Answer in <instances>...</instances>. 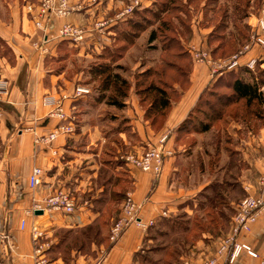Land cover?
I'll list each match as a JSON object with an SVG mask.
<instances>
[{"label":"crops","instance_id":"crops-1","mask_svg":"<svg viewBox=\"0 0 264 264\" xmlns=\"http://www.w3.org/2000/svg\"><path fill=\"white\" fill-rule=\"evenodd\" d=\"M156 1L153 0L152 5ZM131 2L69 0L76 12L68 18L53 20L49 26L50 36H55L65 24H70L86 32L85 41L73 43L51 37L45 55L32 47L43 32L36 29L26 12L12 8L9 23H0V38L11 48L16 60L14 65H10L0 58V75L8 83L7 94L3 96V105H0L1 264H37L31 238L33 225H38L45 232L40 243L45 247L42 259L46 264H137L146 243L152 239L150 233L154 232V227L181 213L194 215L198 198L211 187L210 183H202L205 179L196 183L198 186L195 185V171L188 176L187 186L180 183L183 172L181 164L192 159V153L198 152V146L180 145L178 130L216 80L211 78L206 65L196 63L192 57L193 50L211 52L216 49V46L210 45L217 28L212 21L214 12L208 11L207 0L201 4L199 11L188 4V0H183L189 16L186 13H180V16L187 20L189 35L185 40L179 33V42L191 59L186 77L188 85L186 89L178 84L173 85L180 97L172 102L163 127L156 131L145 119L137 95V76L158 66L164 55L160 43L151 41L156 27L131 36V45L120 56L117 54L113 64L110 60V56L118 51L119 37L127 33V20H118L117 16ZM248 16L254 15L247 12L245 19L250 21ZM174 21L183 27L177 19ZM147 47L156 52L149 53ZM260 52L254 50L245 60L259 58ZM101 64H110L114 73L129 83L130 89L122 101L123 107L107 102L106 95L109 96L111 91L97 90L93 75L95 68ZM78 87L88 89L89 93L75 100L73 94ZM61 96L69 98L63 102V109L74 126V132L60 136L51 146L38 144L37 139L47 137L59 125L68 123L51 118V108L43 104L45 98ZM233 127V150L239 165V172L233 180L241 193L231 205L237 208L248 196L264 194L258 186V179L264 172V124L255 130L249 127L244 129L240 124ZM165 132H169L165 148L172 151L173 156L165 160L160 177L155 178L119 163H105L108 158L109 161L116 156L118 159L123 152L141 154L150 145L159 146ZM197 136L201 138L202 134ZM111 148L115 152L110 157L108 153ZM37 167L44 171V175L33 191L29 188V177ZM105 174L114 183L119 181V188H115L110 180L104 183ZM111 189H118L124 199L130 193L134 201L142 206V222H154V226L147 233L132 226L116 244H93L86 252L72 250L69 255H62L58 247V234L92 225L100 218L101 201L110 195ZM59 191H67L76 198L78 207L74 214L31 213L35 203H41ZM24 221L26 228L22 230ZM230 231L221 237L210 232L203 233L196 243L189 246L184 264H202L215 256L220 239ZM238 240L251 245L264 259V217L253 226L251 232L242 234ZM260 261L244 255L235 264H260ZM218 264H224V259H220Z\"/></svg>","mask_w":264,"mask_h":264},{"label":"trees","instance_id":"trees-1","mask_svg":"<svg viewBox=\"0 0 264 264\" xmlns=\"http://www.w3.org/2000/svg\"><path fill=\"white\" fill-rule=\"evenodd\" d=\"M194 1L196 0H188V4L197 7L195 3H193ZM217 5L218 0H215L211 4L206 3L208 11L213 10L215 15L216 11L218 10ZM180 13H186L189 16V10L187 8V5L185 6V4H183V0H157L156 3L151 5L150 7L135 11L130 17L126 19L127 21L125 29L127 33H123L121 34V37H119L120 44L118 47V51H116L115 55L110 56V60L113 64V62L116 61L117 56H120L131 45V36H137L143 31H146L151 27L157 25L151 35V41H157L160 43L164 55L161 58V62L158 66L147 70L142 75L137 76V95L140 98L142 108L145 112V119L154 130L164 125L165 120L171 110L172 102L177 101L180 97L179 91H175L173 89V85H181L180 83L174 81L173 78L177 77L179 82L181 81V78H184L186 80V85L185 87H181L182 89H186L188 85L186 77L187 72L191 67V59L189 54L182 48L179 42V31L172 22V20L177 19L184 27L188 24L187 21H185L180 16ZM246 14H243V11H241L238 7H235L232 10L231 17L234 16L236 18V21L239 22L237 23L235 21L236 24L234 26L236 28L239 26L243 27L246 32H248V34L246 35V33L242 32L240 28L235 32L234 36H230V41L227 40L226 34L221 31L223 29H228V26L224 23L217 24L216 31L213 34V38H211L210 40V45L216 46V49L210 52V55L213 58H228L231 56L230 54H228V48L237 45L241 48L249 41L250 29L248 26L242 23V21L246 18ZM235 27L234 30H236ZM235 52H237V50ZM262 65H264V62H258V65L254 72L242 68L238 71L229 72L224 76L216 79L213 87L209 91H207L205 95L202 96L193 114L179 128V134L181 135L189 132L188 124H191L192 117L203 102L204 97L208 93H212L215 89H217L218 86L222 84H226L227 88L232 91V103H245L247 107H250L253 104L257 103L259 106L264 107V69L259 70V67ZM256 72L257 75L255 74ZM93 77V81L98 85V91H111V94L109 96L106 95L107 102L111 105L123 107L122 101L128 96L130 89L129 83L126 80L122 79L118 74H115L110 64H101L97 68H95V75H93ZM171 94H173L174 97L176 96V99L172 98ZM261 117L264 120V117ZM221 119L222 117H219L218 119H216V121H220ZM263 124L259 125V128ZM211 125V123L204 124L202 129L199 130V133L210 131V129L212 128ZM228 151L229 150H226V152ZM114 152L115 151L111 148L108 155L111 157L113 156ZM230 156L238 161V159L235 157L234 150H230ZM105 163L115 165V162H113V160H108V162L106 160ZM232 177L234 178V176ZM108 180H110V182H113L112 185H114L115 188L118 187L117 185H119V181H116L114 183L113 179L108 174L103 175V182L109 183ZM229 185L228 188L230 189V191L240 195L241 192L239 188H237V184L234 182V180H232L231 184ZM200 198H203V196L201 195ZM210 200L211 199L206 198V201ZM118 201H124L123 194L120 193L118 189H111L110 195L105 196L101 201L100 218H98L92 225L78 230L61 231L58 235V247L62 255L67 256L72 250L86 252L93 244L107 245L109 239L108 236L106 238H102L99 241L102 232L101 228L97 227V224H99L103 219L106 208ZM225 203L229 204L226 208L228 210H231V202H227L225 196L224 198L220 196L215 199V204L217 206L222 207ZM199 208L200 211H203V215L199 218L200 226L198 225L199 227L197 226L196 228L199 234L198 236L195 235L197 237L194 238V241L191 240V245L196 243V241L199 240L203 233L210 232L213 234H218V232L220 231L212 230L215 227L217 219L221 221L223 219H228L229 225L230 223H232L233 219L231 215L226 216V214L220 212V210H212L211 213L206 214V211L203 210L204 207L202 205H200ZM208 223L211 227H207L209 225ZM216 228H218L217 225ZM228 230L230 231V229ZM191 232L194 231L187 229L184 235L189 236Z\"/></svg>","mask_w":264,"mask_h":264},{"label":"rangeland","instance_id":"rangeland-1","mask_svg":"<svg viewBox=\"0 0 264 264\" xmlns=\"http://www.w3.org/2000/svg\"><path fill=\"white\" fill-rule=\"evenodd\" d=\"M40 1L41 0H0V23H9L11 19V11L15 7L17 11L20 10L21 13L26 12V14L32 18V21L34 23L35 20L33 18V15L28 13V7L34 6L35 8H38V6L40 5ZM204 1L205 0H196L193 2L197 6L196 11H199V8ZM214 1L215 0H207V3L211 4ZM235 7L240 8V10L243 11V14H246L247 12L252 13L254 16H248L250 19L251 17L258 18L261 15L262 10L264 9V0H218V10L216 11V15H212V21L213 25L215 26L222 23L228 26V29L221 30L226 34L228 41L231 40L230 36H234L235 32L240 28L242 32H245L246 35L248 34V32H246L243 27L239 26L236 28L234 26L236 24V18L234 16L231 17V14L232 10ZM184 20L187 21L186 19ZM172 22L174 26L177 27L180 35L186 40L189 35V31L187 32L186 26L179 27L174 20H172ZM242 23L249 27L251 36V22L244 19ZM154 27H157V25ZM234 27L236 28V30H234ZM35 43H33L32 45L34 49ZM150 49L152 48L147 47L149 53L154 54L156 52L151 51ZM241 49L242 47L240 48L237 45L228 48L227 51L228 54L231 55L230 57H232ZM236 50L237 52H235ZM38 52H40V50H38ZM208 53L210 54V52ZM0 58L5 59L10 65H14L16 61L11 48L1 38ZM212 59L224 60L215 59L213 57ZM259 62H264V53L262 52H260ZM259 68V70H262L264 69V66L262 65ZM255 74L257 75V72ZM173 80L180 83L181 87H185L186 85V80L184 78H181L180 82L177 77L173 78ZM171 95L172 98L176 99V96L174 97L173 94ZM232 96V91L227 88L226 84H222L218 86L217 89H215L212 93H208L204 97L203 102L201 103L197 111L194 113L191 124H188L189 132L180 135V145L186 147L198 146V152L196 154L192 153V159L184 161L181 164V166L183 167V172L180 183L182 184V186H187L188 176L191 174V172L195 171L196 180L194 184L197 185L200 181H204L205 179V181L202 183H210V189H208V191H204L201 194L203 198H198V207L194 215L185 216V214L181 213L180 215L178 214L177 216L169 219L164 224H160V226L154 227V232L150 233L152 239L150 242L146 243L144 253L139 258H137V264H184V257L188 253L189 246L191 245V240L194 241V238L199 234L196 228L198 225L200 226L199 218L203 215V211H200L199 208L200 205L204 207L203 210L206 211V214L211 213L212 210H220V212L225 213L226 216L231 215L232 218L234 217L236 208L233 205L230 204L231 210H228L226 208L229 205L228 203H225L222 207L215 204V199L220 196L222 198H224L225 196L227 202L229 203L240 197L239 194L233 193L228 188L230 186L229 184H231V181L233 180L232 176H235V173L239 172L238 161L230 156V150H233V143L231 141L233 131L235 130L233 126H235L236 124H240V126L244 129H246L247 127L254 130L259 129V125L264 123V120L261 117H264V107L259 106L257 103L253 104L250 107H247L245 103H232ZM0 105H3L2 100L0 101ZM2 114H4L3 110ZM219 117H222V119L220 121H216V119H218ZM209 123L212 124V128L210 129V131L199 133V130L202 129L203 125ZM162 127L156 128V131H159ZM197 134H202V137L199 138ZM226 150H229V153L226 152ZM0 152L1 156L2 150ZM122 154L127 155L133 153L123 152L119 154L118 159L116 156L112 158V160L113 162H115V164L119 163L120 165L127 166L123 161L120 160V156ZM199 172L202 173L199 174ZM202 175L204 176L202 177ZM206 198L211 200L206 201ZM122 205L123 202L121 201L120 204H111L106 208L103 219L99 224H97V227H100L102 232L99 241L102 238L110 236L112 226L120 218ZM216 225L218 226V228H216ZM229 226L230 225L228 223V219H223L222 221L217 219L215 227L212 230L220 231L218 232L217 236L221 237L222 235H225L229 232ZM207 227H211L210 224ZM187 229H190L194 232H191L189 236L184 235ZM220 240H222V238ZM108 244H111L109 239ZM108 244L106 246H108Z\"/></svg>","mask_w":264,"mask_h":264},{"label":"built area","instance_id":"built-area-1","mask_svg":"<svg viewBox=\"0 0 264 264\" xmlns=\"http://www.w3.org/2000/svg\"><path fill=\"white\" fill-rule=\"evenodd\" d=\"M153 0H132L131 4L124 8L117 16L118 20H125L130 17L135 11L150 7ZM76 12V8L71 6L69 0H41L38 8L34 6L28 7V13L33 15L35 27L43 32L40 40L34 44L35 49L40 50L41 54L48 53L47 45L51 37L55 40H68L73 43H82L85 41L86 32L76 26L65 24L62 26L55 36H50V23L55 19H64ZM250 27L252 33L247 44L232 57L224 60H213L206 50H193V60L198 64L206 65L210 70V75L213 80L224 76L229 72L238 71L242 68L254 72L259 58L252 57L247 60L245 58L254 50H260L264 53V9L261 15L251 17ZM8 83L0 75V101L7 94ZM89 90L84 87H78L73 99H81ZM68 96L60 98H45L44 106L51 108L50 117L55 118L60 122H68L59 125L47 137L37 139V143H42L51 146L60 136H67L74 132V126L70 118L65 114L63 102L68 100ZM169 139V132H165L161 137L159 146L150 145L141 154H122L120 160L128 167L134 168L142 173L149 174L158 178L161 176L164 168V163L167 158L173 156V152L165 148V144ZM57 155L56 152H54ZM264 160V151L262 154ZM44 175L41 168H34L29 177V188L35 190L40 179ZM258 186L264 191V172L258 179ZM76 198L67 191H59L50 196L41 203H35L32 214L39 212H58L64 215H72L77 211ZM142 206L134 201L132 195H126L120 218L112 226L109 240L111 244H116L125 232L132 226H137L147 233L153 226L154 222L144 223L140 219ZM166 217V214H163ZM264 217V194L259 197L248 196L236 208L235 215L232 219L231 233L219 243L215 256L204 261L202 264H218L220 259H224V264H235L242 256L246 255L253 259H259L260 264H264V259H261L259 254L253 247L247 243L240 242L238 239L242 234L251 232L253 226ZM26 222H22L21 229L25 230ZM45 237V232L38 225L31 227V238L34 245V257L37 258V264H46L42 259V254L45 249L40 242ZM1 264V263H0Z\"/></svg>","mask_w":264,"mask_h":264},{"label":"water","instance_id":"water-1","mask_svg":"<svg viewBox=\"0 0 264 264\" xmlns=\"http://www.w3.org/2000/svg\"><path fill=\"white\" fill-rule=\"evenodd\" d=\"M38 214H42V212H39Z\"/></svg>","mask_w":264,"mask_h":264}]
</instances>
